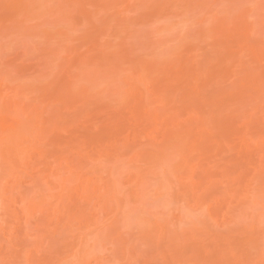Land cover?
I'll list each match as a JSON object with an SVG mask.
<instances>
[{"label":"rangeland","instance_id":"obj_1","mask_svg":"<svg viewBox=\"0 0 264 264\" xmlns=\"http://www.w3.org/2000/svg\"><path fill=\"white\" fill-rule=\"evenodd\" d=\"M0 264H264V0H0Z\"/></svg>","mask_w":264,"mask_h":264}]
</instances>
